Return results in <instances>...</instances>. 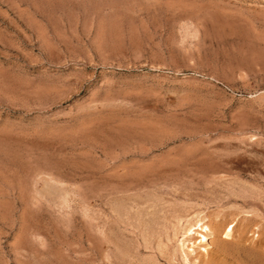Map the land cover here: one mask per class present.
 Wrapping results in <instances>:
<instances>
[{
  "label": "rangeland",
  "instance_id": "obj_1",
  "mask_svg": "<svg viewBox=\"0 0 264 264\" xmlns=\"http://www.w3.org/2000/svg\"><path fill=\"white\" fill-rule=\"evenodd\" d=\"M0 264H264V0H0Z\"/></svg>",
  "mask_w": 264,
  "mask_h": 264
},
{
  "label": "bare ground",
  "instance_id": "obj_2",
  "mask_svg": "<svg viewBox=\"0 0 264 264\" xmlns=\"http://www.w3.org/2000/svg\"><path fill=\"white\" fill-rule=\"evenodd\" d=\"M123 213H124V211H122ZM136 214H139V215H141V213H136ZM138 215V217H140ZM122 216V215H121ZM127 216V215H126ZM136 216V215H135ZM143 216V215H142ZM123 217V216H122ZM137 217V216H136ZM198 217V216H197ZM204 217V216H203ZM142 218H144V217H142ZM199 218V217H198ZM207 218V217H206ZM138 219V218H137ZM196 219V218H195ZM140 220H141V218H140ZM143 220V219H142ZM192 221V220H191ZM205 221H203V218H199L197 221H196V223L195 224H193V225H191L190 226V224H189V228H187L184 232H185V236L186 237H184V240H185V238H191V241H190V239H189V243H192V240L194 239L193 237L195 236V235H197V236H199V238H200V240H196L197 241V243H198V245L200 244L201 246H203L201 249H203V251L204 252H206L207 251V247H209V246H211L210 245V239L212 238V237H214V232H213V228H211V226H210V224H205L204 223ZM211 225H213V224H211ZM235 226V225H234ZM234 226H227L225 229H223L224 231H223V233H222V239L224 240V241H229L230 239H232L233 237V230H234ZM216 228V227H215ZM218 230V229H217ZM220 231V230H219ZM216 237V236H215ZM193 238V239H192ZM188 239H186V241L185 242H187V240ZM183 240V241H184ZM222 240V241H223ZM182 241V242H183ZM185 242L184 243H182L181 244V248L183 249V248H185L186 246V244H185ZM194 242V241H193ZM188 243V244H189ZM223 243V242H222ZM229 243V242H228ZM195 242L194 243H192V245H194L195 246ZM197 245V244H196ZM197 245V246H198ZM200 246V247H201ZM190 248V247H189ZM188 248V249H189ZM199 248V247H198ZM195 250V249H194ZM194 250L192 251V252H194ZM204 252H203V254H204ZM195 253H196V251H195ZM207 254V253H206ZM196 255V254H195ZM196 257H197V255H196ZM195 259V258H194ZM193 260V259H192ZM196 260V259H195ZM194 261V260H193ZM199 263V262H198Z\"/></svg>",
  "mask_w": 264,
  "mask_h": 264
}]
</instances>
